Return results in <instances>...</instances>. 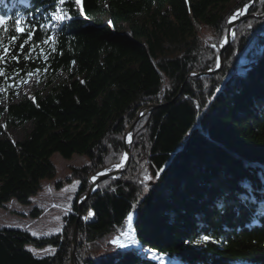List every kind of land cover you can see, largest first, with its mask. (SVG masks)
I'll return each instance as SVG.
<instances>
[{
  "label": "trees",
  "instance_id": "1",
  "mask_svg": "<svg viewBox=\"0 0 264 264\" xmlns=\"http://www.w3.org/2000/svg\"><path fill=\"white\" fill-rule=\"evenodd\" d=\"M26 1L14 9L0 2L4 47L20 36L17 20L34 28L32 40L19 47L25 32L0 63V207L32 205L42 181L56 177L53 154L88 161L66 178L78 179L79 189L60 232L0 227V264H71L77 214L90 209L94 217L77 223L75 264H159L112 243L126 232L182 264H264L257 213L264 191H256L264 189V0L68 2L61 8L71 18L49 43L58 0ZM243 8L221 71L189 77L217 67L228 20ZM29 72L42 87L15 100ZM150 104L162 106L135 125L128 170L100 182L79 207L88 178L122 163L125 130ZM26 123L21 140L4 135ZM39 214L33 206L31 215ZM48 246L54 252L37 253Z\"/></svg>",
  "mask_w": 264,
  "mask_h": 264
},
{
  "label": "rangeland",
  "instance_id": "2",
  "mask_svg": "<svg viewBox=\"0 0 264 264\" xmlns=\"http://www.w3.org/2000/svg\"><path fill=\"white\" fill-rule=\"evenodd\" d=\"M262 34H264V31L262 32ZM259 47H260L259 48L260 52H263L264 46L261 45ZM242 63H243V60L242 62H240V65ZM38 77H39L38 74L33 75L31 78H28L25 83L16 87L17 90H16V93L14 94L15 100H19L23 96H31L36 89H40L42 87V83H40V78ZM1 92L2 91L0 90V93ZM5 103H6V100L4 98H1L0 105H4ZM30 129H31V124L26 123L23 126L10 127V128L5 129L4 135H6L7 137L13 140H21L23 136L25 135V133L28 132ZM51 159L55 163L56 168H57L56 177L51 180L47 179V180L42 181L41 190L35 196L31 198L32 205L28 206V205L22 204L21 202L9 201L8 204H6L4 208L0 207V227L6 226V227H12V228H21L23 230H27L31 234L35 232L37 235H34V236H39V237L49 236V235L60 232L62 225H63V217L66 214L71 212L73 199L75 198L76 193L79 189L78 179L71 178L68 181L66 180V178L70 176L72 167H80L86 164L88 159L85 156H74L71 159H64L58 153L53 154ZM245 165L254 167L257 164L253 163L250 165L246 163ZM98 173L100 174L103 172H98ZM90 177L88 178V187H87V192L85 195H87L90 185H91V182L89 180ZM57 180H64L62 181L59 187L56 186ZM105 180H108V179H105ZM97 188H98V185L96 187V190ZM256 191L260 193L263 191V188H259ZM249 192H247L246 195L249 194ZM85 195L83 197H85ZM217 199L219 200L221 198L215 197L212 200H217ZM33 206H39L40 208V214L35 217L31 215V210ZM258 207L260 208V206ZM261 208L264 209V205H262ZM263 212L264 211H262V213ZM80 218H82L83 220L91 219V218H88V215L83 216L82 214ZM185 241L187 242V240ZM200 241H201L200 238H195L193 242L195 244H199ZM29 247L31 248V246ZM32 250L36 251L35 249H32ZM46 250H52V248L48 246V247H45L39 250L37 253L40 255H47L50 252H52V251H46ZM139 251L141 252V250H138L137 252ZM142 252H146V250L143 249Z\"/></svg>",
  "mask_w": 264,
  "mask_h": 264
},
{
  "label": "water",
  "instance_id": "3",
  "mask_svg": "<svg viewBox=\"0 0 264 264\" xmlns=\"http://www.w3.org/2000/svg\"><path fill=\"white\" fill-rule=\"evenodd\" d=\"M248 9H246L247 11ZM245 13H242L241 11L236 12L235 14H233L231 17L235 16V19H229L228 23H227V31H226V35L222 41V43L220 44V48L218 50V63H217V67L214 70H209L207 72H200V73H191L189 75V77H204V76H212L218 72L221 71V69L223 68L224 65V52L226 51V49L228 48V46L232 43V41L234 40V36H235V31L237 26L239 25V23L244 19ZM262 19H264V17H261ZM260 56L263 57L264 56V51L260 52ZM242 72V71H241ZM162 105L159 104H150L147 106L142 107L136 117L132 120V122L128 125L127 129L125 130L124 133V138H123V142H124V156L122 159V163L117 166L113 171H107V172H103V173H97L95 175H93L92 177H90V188L89 191L87 193V195H85V197H83L78 205L79 207L82 206V204H84L86 202V200H88L91 195L95 192L97 185L105 180V179H114L116 178L118 175L126 172L130 166L131 163V142H132V134L134 132V127L137 124V122L143 118L144 116H146L147 114H149L150 112H152L154 109L160 107ZM130 136V140L127 143V138ZM93 177H95V180H93ZM81 213L79 212L77 214V220L76 223L73 227V236H72V248H71V264H75V260H74V254H75V249H76V242H77V223L80 219Z\"/></svg>",
  "mask_w": 264,
  "mask_h": 264
},
{
  "label": "snow or ice",
  "instance_id": "4",
  "mask_svg": "<svg viewBox=\"0 0 264 264\" xmlns=\"http://www.w3.org/2000/svg\"><path fill=\"white\" fill-rule=\"evenodd\" d=\"M68 2H74L75 4L79 5L81 0H58V3L61 5L68 3ZM53 18L56 19L57 21L62 22L63 20L70 19L71 17L66 16L64 14H55L54 13ZM235 18L236 17L233 16L230 18V20L235 19ZM6 24H7V19L4 16H0V28H2L5 32L8 30ZM23 25H24V21H22V20H17L15 22V32L20 34V36L12 35L9 38V47H4L3 41H0V63H6L7 62V58H9V55L11 53V46H10L11 43L13 41H16L17 39H20L22 36H24L25 32H27V37L24 39V42L19 45V47L23 48L24 43H28L29 41L32 40V37L34 35V28H25ZM53 39H54L53 37L49 36L45 41H43V43H49ZM11 59L16 60V59H19V57L12 54ZM39 71L40 70L37 69L36 73H38ZM0 75H4L3 69H0ZM26 75L28 78H31L34 75V73L29 72ZM22 82H26V81L22 80ZM117 166H119V165H117ZM93 180H95V177H93ZM91 214L92 213H90V215ZM32 234L37 235L35 232H33ZM205 239H208V237H205ZM112 243L115 244L117 247L126 248V247H130V246L135 245L137 243V240H136L135 236L131 233H129L127 235L122 233L120 236H117L116 238H114ZM29 251H33V250L30 249ZM46 251L54 252V249L53 250H46Z\"/></svg>",
  "mask_w": 264,
  "mask_h": 264
},
{
  "label": "built area",
  "instance_id": "5",
  "mask_svg": "<svg viewBox=\"0 0 264 264\" xmlns=\"http://www.w3.org/2000/svg\"><path fill=\"white\" fill-rule=\"evenodd\" d=\"M90 213H92V214L90 215ZM93 217H94V212L92 209H90L88 212V218H93ZM84 221H86V220H84Z\"/></svg>",
  "mask_w": 264,
  "mask_h": 264
},
{
  "label": "bare ground",
  "instance_id": "6",
  "mask_svg": "<svg viewBox=\"0 0 264 264\" xmlns=\"http://www.w3.org/2000/svg\"><path fill=\"white\" fill-rule=\"evenodd\" d=\"M235 37V36H234ZM129 140H130V136L127 138V143L129 142ZM86 215H88V214H86Z\"/></svg>",
  "mask_w": 264,
  "mask_h": 264
}]
</instances>
